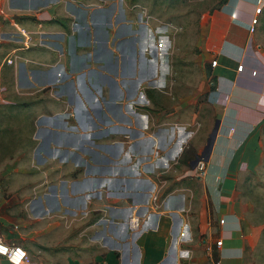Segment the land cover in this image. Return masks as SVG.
I'll return each mask as SVG.
<instances>
[{"label": "crops", "instance_id": "0c3cea01", "mask_svg": "<svg viewBox=\"0 0 264 264\" xmlns=\"http://www.w3.org/2000/svg\"><path fill=\"white\" fill-rule=\"evenodd\" d=\"M259 1L0 0V239L25 264H246Z\"/></svg>", "mask_w": 264, "mask_h": 264}, {"label": "rangeland", "instance_id": "374dc122", "mask_svg": "<svg viewBox=\"0 0 264 264\" xmlns=\"http://www.w3.org/2000/svg\"><path fill=\"white\" fill-rule=\"evenodd\" d=\"M217 0H207V8L213 7L214 5L210 4ZM1 6V5H0ZM6 11V10H5ZM1 8L0 14L4 15L6 12ZM264 11V9L262 10ZM263 20H259L257 27L259 26L258 38L259 43L264 47V15H262ZM0 92L3 93L4 89L0 88ZM4 96L0 95V101ZM23 141V140H22ZM22 141L14 142L15 144H22ZM5 144L9 146V142L0 141V152L2 151L1 147H4ZM9 159H13L12 156H7L4 154L0 158V176L4 175L6 169V162ZM264 170H261L259 176H247L244 181H242L241 186V195L244 204L248 205L245 215L244 223L247 224L250 230L253 231L252 237V246L247 252L246 264H264ZM4 181L0 180V187L3 188L6 185V179ZM6 194V193H5ZM3 197V196H2ZM1 197V198H2ZM6 199V195L2 198Z\"/></svg>", "mask_w": 264, "mask_h": 264}, {"label": "built area", "instance_id": "2783aa9c", "mask_svg": "<svg viewBox=\"0 0 264 264\" xmlns=\"http://www.w3.org/2000/svg\"><path fill=\"white\" fill-rule=\"evenodd\" d=\"M260 2V8L264 7V2ZM259 23V18L254 17L251 21L250 31L254 33L256 31L257 25ZM20 33L26 38L27 45L30 44L31 38L29 37L28 32L25 29H19ZM9 64H13V60L7 61ZM217 62H214L213 65H216ZM198 176L203 177L206 173V163L204 160H199L197 163ZM225 220H222L221 223L224 224ZM129 227L132 231L137 232L142 227V220L138 216H133L129 221ZM0 256L5 258L9 264H25L29 260L27 251L16 244L5 243L0 239Z\"/></svg>", "mask_w": 264, "mask_h": 264}, {"label": "water", "instance_id": "95a60500", "mask_svg": "<svg viewBox=\"0 0 264 264\" xmlns=\"http://www.w3.org/2000/svg\"><path fill=\"white\" fill-rule=\"evenodd\" d=\"M219 121L217 122L216 124V127L214 129V131L212 132L211 134V137H210V141H209V144H208V148H209V151H211L214 143H215V140H216V136H217V133H218V129H219Z\"/></svg>", "mask_w": 264, "mask_h": 264}, {"label": "trees", "instance_id": "16d2710c", "mask_svg": "<svg viewBox=\"0 0 264 264\" xmlns=\"http://www.w3.org/2000/svg\"><path fill=\"white\" fill-rule=\"evenodd\" d=\"M223 1H225V0H222V2ZM263 14H264V11H263ZM212 249H213L212 254H213L214 262L218 263L219 262L218 245L217 244H213V248Z\"/></svg>", "mask_w": 264, "mask_h": 264}]
</instances>
